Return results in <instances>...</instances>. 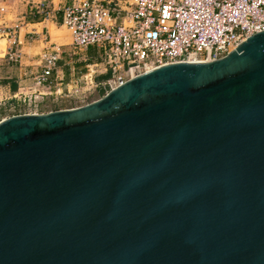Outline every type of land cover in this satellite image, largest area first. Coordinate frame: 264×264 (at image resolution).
<instances>
[{"label": "water", "instance_id": "1", "mask_svg": "<svg viewBox=\"0 0 264 264\" xmlns=\"http://www.w3.org/2000/svg\"><path fill=\"white\" fill-rule=\"evenodd\" d=\"M0 264H264V29L0 120Z\"/></svg>", "mask_w": 264, "mask_h": 264}, {"label": "built area", "instance_id": "2", "mask_svg": "<svg viewBox=\"0 0 264 264\" xmlns=\"http://www.w3.org/2000/svg\"><path fill=\"white\" fill-rule=\"evenodd\" d=\"M39 3L45 6L40 12L46 16L55 10L62 12V22L77 50L95 47L98 60L87 62L85 71L71 80L66 92L55 90L59 95L81 96L82 102L87 92L107 93L167 63L222 58L264 29V0H57V8L53 0ZM3 9L0 0V15ZM1 26L0 35H10V27ZM59 54L58 49L44 48L39 54L42 71L35 74L34 83L19 85L15 93L1 97L0 109L31 106L37 95L45 96L36 87L51 83ZM7 57L20 61L21 52L11 47ZM107 73V78L97 79Z\"/></svg>", "mask_w": 264, "mask_h": 264}, {"label": "crops", "instance_id": "3", "mask_svg": "<svg viewBox=\"0 0 264 264\" xmlns=\"http://www.w3.org/2000/svg\"><path fill=\"white\" fill-rule=\"evenodd\" d=\"M6 1L3 0V5ZM25 1L26 6H28L27 1L29 0ZM53 2L55 8H57V1L53 0ZM29 8L31 9V6ZM30 9L29 13L26 12L24 15L16 18L19 20L18 30H14L13 37L7 39L8 44L5 50L0 51V98L15 93L19 85L31 86L34 83L35 74L42 71L39 54L44 48H48L49 50L58 49L60 54L55 68L50 75L51 83L43 87H36V89L45 93V96L37 95L36 99L45 98L50 93L54 95L56 94L55 90L66 92V88L71 80L74 77H79L85 71L86 63L98 60L95 47H89L86 51H79L75 47H61V45L52 42L51 37L55 38L52 28H54L55 32V27L62 21V12L60 10H55L52 14L46 16L45 13H42V15L39 11L33 12ZM11 47L20 50V61H10L7 57L8 49ZM101 76L103 75L98 76L97 79L99 80ZM71 97L78 104L57 107V109L73 108L87 103H81V96ZM51 110L49 109L48 111ZM28 112L30 111H18L6 116H3L5 115L3 114L2 117L6 118ZM37 113H40V111H37Z\"/></svg>", "mask_w": 264, "mask_h": 264}, {"label": "rangeland", "instance_id": "4", "mask_svg": "<svg viewBox=\"0 0 264 264\" xmlns=\"http://www.w3.org/2000/svg\"><path fill=\"white\" fill-rule=\"evenodd\" d=\"M35 1V2H33ZM57 1V0H55ZM13 2V3H12ZM28 6H26L25 0H7L5 2L3 12L0 15V22H2V26L5 24L7 27H10V35H0V51H4L6 48V45L8 44L7 39L12 38L14 35V30H18V22L19 20L16 19L19 16L24 15L26 12L29 13V7L31 6V11H41V8L46 9L45 6H41L38 0H29L27 1ZM27 7V8H26ZM48 9V8H47ZM41 13V12H40ZM42 14V13H41ZM43 15V14H42ZM8 29V28H7ZM53 34L55 38L51 37V40L53 43L57 45H61V47H74L71 44V35L69 29L63 24L61 21L60 24H57V27L54 28ZM7 31V30H6ZM52 43V44H53ZM54 45V44H53ZM77 50V49H76ZM106 93L104 90H94L91 92H87L85 96V102L89 103L91 101H94L96 99H99ZM82 102L81 103H85ZM78 104L75 103V101L72 99L71 96L67 95H48L45 98H37L35 99V102L31 106L19 104L16 109L15 108H2L0 109V116H6L8 114H12L18 111H38L39 109L43 110H49L53 109L54 107H63V106H70V105Z\"/></svg>", "mask_w": 264, "mask_h": 264}, {"label": "trees", "instance_id": "5", "mask_svg": "<svg viewBox=\"0 0 264 264\" xmlns=\"http://www.w3.org/2000/svg\"><path fill=\"white\" fill-rule=\"evenodd\" d=\"M107 77H108V74H107V75H103V76H101L100 79L102 80V79H105V78H107ZM100 79H99V80H100ZM103 95H104V92H103ZM56 109H57V107H54L52 110H56ZM38 111H40V113H41V112H44V111L47 112L48 110L39 109Z\"/></svg>", "mask_w": 264, "mask_h": 264}]
</instances>
